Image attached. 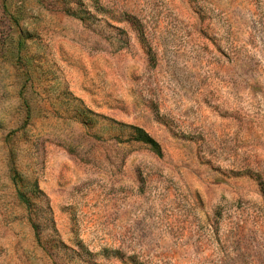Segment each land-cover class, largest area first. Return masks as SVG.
<instances>
[{"label":"rangeland","instance_id":"1","mask_svg":"<svg viewBox=\"0 0 264 264\" xmlns=\"http://www.w3.org/2000/svg\"><path fill=\"white\" fill-rule=\"evenodd\" d=\"M0 264H264V0H0Z\"/></svg>","mask_w":264,"mask_h":264},{"label":"trees","instance_id":"2","mask_svg":"<svg viewBox=\"0 0 264 264\" xmlns=\"http://www.w3.org/2000/svg\"><path fill=\"white\" fill-rule=\"evenodd\" d=\"M136 132V139L143 142L144 144L150 146L152 150L157 153H162L161 145L157 140H155L149 133H147L144 129L136 126H131Z\"/></svg>","mask_w":264,"mask_h":264}]
</instances>
